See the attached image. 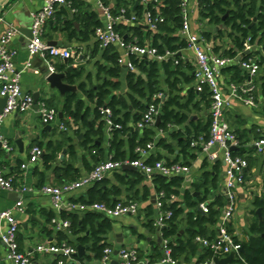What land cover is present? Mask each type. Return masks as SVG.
Instances as JSON below:
<instances>
[{"label":"crops","instance_id":"0c3cea01","mask_svg":"<svg viewBox=\"0 0 264 264\" xmlns=\"http://www.w3.org/2000/svg\"><path fill=\"white\" fill-rule=\"evenodd\" d=\"M45 0H10L8 4L0 7V37L5 34L9 27H14L19 30V34L13 39L11 43V49L17 52L15 57V66L17 71L21 74V85L25 92L32 94H39V103H51L53 107H50L57 111L58 120L52 125H45L39 114V108H35L26 114L14 113L9 115L3 124V135L12 147V152H6L0 149V167L6 172L8 177H11L15 181L17 190L23 188L29 190L25 193L7 192L0 189V211L12 209L17 204H22L24 207V213H16V219L19 222V234L18 241L20 249L24 253H33V264H59L62 260L64 264H99V261L95 254L91 251V244L81 245L77 242V236L71 231H58L54 224V219H64L63 213L77 214L83 216L86 213H95L92 211H63L58 213L54 210L52 200L49 196L42 193V189L50 186H62L68 183L67 177L56 173L58 169H64L66 166H73L78 170L80 178L87 176L91 173L99 162L113 158L111 154V141L114 134L111 133L107 126L105 127L104 140L101 143V153L99 156H95L96 152H90L88 148L82 146L84 134L86 132L84 126L81 123H77L72 116H68L64 113V105L66 101V95L69 93L76 94L78 98L84 101L86 107L93 109V104L88 98L87 94L83 92L79 86L84 84L86 90L98 86L105 75H100V68L110 67L105 60L107 50L101 47L100 43L95 39V28L93 35L89 38H84L82 31L87 30L90 26L85 23L88 19V15L95 14L97 19L104 26L107 23V18L101 7H109L111 11L115 7V0H68V2L62 6L56 13L52 21L45 27L43 32V40L48 44H53L55 48H68L74 52V58L71 60H64L61 58H53L50 56L39 57L40 61L32 63L33 57L28 52V45L23 37V32L29 33L33 24L34 15L41 10ZM158 5H162V0H155ZM77 5L82 11V18L80 22L74 23L72 27H69L68 22L74 19V15L77 9L74 6ZM113 13V12H112ZM189 18L191 30L193 33L203 36L205 39L204 44L211 46L214 50L217 47H232V42L225 34V38H219V30H224L223 26L216 27L211 25L207 19L201 16L200 0H191L189 8ZM226 17L223 18L225 20ZM84 20V21H83ZM133 25V24H132ZM135 25V24H134ZM143 29L144 44L152 46L153 37L156 32L147 28L144 19L140 20L137 24ZM101 26V27H102ZM149 32L151 34H149ZM181 39L185 40L179 31ZM205 34L211 35V39L205 38ZM130 40H137L138 37L134 34H130ZM127 38V36H126ZM116 51L118 57H124L125 52L118 46L110 47ZM255 52L264 54V49L260 45L254 46ZM176 53V52H175ZM118 58V60H119ZM175 59H177L182 65L181 75L173 76L171 81H177V87L179 92H176L183 102L188 100L189 92H195L196 96L191 105L193 108L196 103H200V111L192 110L188 113L189 121L183 125L171 124L168 126V131H164L157 127L156 124L147 128L155 133L153 136V143L155 148L151 151L148 158V162L162 161L166 164H179L186 166L190 169L189 173L183 174L179 177L182 179L180 188H178L179 195H172L170 199L166 200L168 204H178V209L183 212L177 218L176 224L178 225L179 234L175 238H164L163 229L168 226L160 228L157 226L158 216L160 211L156 204V196L160 193L157 192L154 180H150L145 177L141 172L136 170L135 172H117L110 175L101 184V188L108 192V197L114 202H135L139 205V211L136 215H129L118 219H112V230L105 238L109 247L115 251L122 250H136L138 253H142L141 262H149L155 249H158L161 253V257L155 264H160L164 258L165 246L171 248V245L176 247L180 245L182 240L184 243L190 239V232L193 228L190 225V218L193 217L196 220L198 213L201 215H207L201 209L202 204H206L210 209L217 200L222 201V206H214L213 209L219 211L218 222L216 225H205V236L199 235L197 238L214 240L220 236V229L222 223L225 220V215L229 206L227 200V188H226V166L222 159L215 162H210L198 148L191 147V142L198 139L201 134L196 136L195 126L202 124H208L210 120V107L206 108V101L203 100V93L196 91V81L194 78L195 69V54L188 47L182 49L176 53ZM136 71L130 72L127 68L121 67L120 89L113 93L118 98H123L130 105V112L132 114L131 120L128 124L132 130L128 133V137H131L134 131H138L140 136H143L145 130L136 129L137 122L135 116L142 115L146 112H141L139 109L134 108L129 103L130 87H129V75L136 73L142 79H148V72L141 69V66L146 62L144 68L149 69V63L156 62L159 64V86L161 91L153 97V101L160 103L161 111L165 102L171 97L169 85L167 83L168 76L164 69V65H169L171 62L172 70H175V65L172 59L168 61H158L155 59H143L136 61ZM66 66L73 67L74 69H80L83 71L81 81L77 85H69L75 87V91L61 93L57 89H53L47 82L43 71L49 68L54 72L63 73L59 70L60 67ZM264 70V66L262 68ZM262 70L259 73L256 93V106H245L241 101L234 100L231 108L228 110L226 119L231 125L243 144L242 156L252 161L251 168L246 171L245 183L242 186L237 187L236 194V208L233 216L228 220L227 229L231 227L234 231L233 237L237 238L241 243L247 242L250 236V228L259 218L257 211L262 208L258 207L257 200L264 201V155L260 154L256 147L253 145L256 141L264 138V74ZM53 72V73H54ZM187 78H190L187 81ZM231 80V76L228 73H224L223 81H221L222 88L226 89V85ZM226 84V85H225ZM158 94L164 95L163 100H156ZM206 96V95H205ZM146 102V100H142ZM211 101V99H210ZM3 103V99L0 97V106ZM49 103V104H50ZM151 103V104H152ZM150 104V105H151ZM146 105V104H144ZM49 107V105L47 104ZM211 106V105H210ZM149 106L147 105V108ZM147 110V109H146ZM62 113L63 117L60 119L59 114ZM94 119V112L91 113L89 120ZM105 122V120L102 118ZM157 123V122H156ZM106 124V123H105ZM194 124V125H193ZM65 125L68 130L62 131L61 126ZM190 128V129H188ZM66 135L68 139H72L71 145L74 146L76 156L73 157L65 148L59 155L57 163L53 165L51 169L47 168L43 157L36 164H30L31 151L39 147L43 149L44 154L46 147L50 142L54 144L59 143L63 136ZM190 140V147L188 152L184 153L181 143ZM23 142V151H20L17 141ZM128 139L126 138V146L124 150L130 155V148L128 145ZM137 147H144L139 144ZM136 147V148H137ZM236 151H239L236 150ZM65 152V155H63ZM137 155V154H136ZM44 156V155H43ZM131 159V158H127ZM154 163V162H153ZM23 165H28L26 169H23ZM209 174L208 186L203 187L205 183L204 175ZM142 179L138 182L139 179ZM217 179V187L212 186V181ZM63 181V183H61ZM128 183V184H127ZM132 184L134 187H131ZM207 187V188H206ZM92 188V187H91ZM84 189L66 198L68 202L82 205H90L92 203H81V198L88 199L89 190ZM207 189L209 194H207ZM120 191V193H117ZM146 191L149 193V199L145 200ZM186 193H189L193 202H198L200 199L206 200L200 203L199 207H188L186 201ZM155 197V200L153 199ZM96 203V202H95ZM253 206L255 213V221H247L246 209ZM52 213L53 217L49 221L48 215ZM98 214V213H97ZM67 220V219H64ZM154 223L155 232H152L149 228V224ZM7 224L0 222V264H13L8 260V250L2 242L1 236L6 231ZM197 238L194 240L196 245L195 253H191L189 250L183 254H179L178 264H205L201 263V256L206 250L199 242ZM68 245L73 248L79 246L85 247V252L82 257L79 254L73 259L62 258L58 255L49 253L37 252V248L41 246H61ZM76 245V246H75ZM172 250V248H171ZM241 255V254H240ZM190 258H189V257ZM239 255H236V258ZM120 256L113 255L112 264L120 263ZM209 262V261H208ZM207 263V262H206ZM151 264V263H150Z\"/></svg>","mask_w":264,"mask_h":264},{"label":"built area","instance_id":"2783aa9c","mask_svg":"<svg viewBox=\"0 0 264 264\" xmlns=\"http://www.w3.org/2000/svg\"><path fill=\"white\" fill-rule=\"evenodd\" d=\"M150 0H142L143 5H148ZM68 0H45L44 5L39 12L33 17L31 27L32 37L28 45V52L31 57H46L61 58L71 60L74 58V52L68 48H55L50 46L43 40V32L45 27L53 20L57 11L64 6ZM191 0H181L182 20L183 25L181 34L188 44V48L195 54V69L194 78L196 81V91L198 93H209L211 99L210 106V129L209 137L201 136L191 142V147L200 149V152L210 161L215 162L222 159L226 166V188L227 200L229 203L225 220L220 229V236L214 240L197 238L203 247L211 250L215 255H221L222 258L228 257L231 253L239 255L242 245L236 243L233 236L228 233L227 222L233 216L236 208L237 187L245 183V174L248 170V160L239 155H234L233 149L243 148L239 137L232 129L226 119L228 110L231 108L234 100L241 101L245 106H256V93L259 73L263 66L261 58L264 54L254 56L244 60L245 53L254 52V45L248 40L244 47V51L239 53L238 58L230 59L224 57L222 51L219 53L209 45L204 44L203 36L193 33L190 25L189 8ZM107 23L98 27L95 30V39L100 43L101 47L107 49L118 46L125 52V56L119 58L118 64L127 68L130 72L136 71L135 61L143 59H155L158 61H168L172 59L175 65L180 62L175 59L176 53L166 51L161 54L157 48L150 45H141L137 40L128 41L127 38L117 30L118 24L132 25L139 19L135 14H129L126 9H121L117 15H114L109 7L101 5ZM144 21L148 29L153 32L158 31L160 24L164 23L165 19L161 15H154L152 12H146ZM19 34V30L14 27H9L8 30L0 37V97L6 100V106L0 113V145L1 149L6 152H12V147L5 139L2 129L6 118L14 113L26 114L31 112L35 106L34 96L23 90L21 85V74L15 66V57L17 52L11 49V43ZM238 64L245 78L242 83L236 84L228 82L226 89L222 88L224 70ZM53 69L52 72L53 73ZM156 100H163L164 95L158 94ZM39 114L45 125H52L58 120L56 110L47 106L46 103H39ZM100 114L105 120L108 130L112 133L115 130L122 129V125L116 124L113 120V112L110 108L104 107L100 109ZM161 114L160 103L154 102L147 108L142 115V119L137 124L136 129L145 130L153 127L157 118ZM62 131H67L68 128L61 126ZM260 154L264 155V138L259 139L253 144ZM155 148V143L150 142L144 147H137L135 153L139 156L138 159H126L122 161L113 160V158L101 161L95 165L93 171L87 176L77 179L73 182H68L62 186H50L42 189V193L49 196L52 200L53 208L56 212L63 211H92L98 213L110 220L121 217L136 215L139 211V205L135 202H118L115 205H107L105 203H92L90 205L75 204L68 202L67 197L77 193L78 191L91 188L98 183L103 182L110 175L122 172L125 166L136 168L145 177L154 180L157 177L173 179L183 174L189 173L190 169L179 164H166L162 161L154 163L148 162L151 151ZM44 155L43 149L36 147L31 151L30 164L38 163ZM28 165H23L26 169ZM0 189L7 192L25 193L29 190L23 188L17 190L13 178L8 177L6 172L0 167ZM165 193L161 192L156 196V204L160 211L157 220V226L163 228L173 218V211L165 209ZM201 209L205 214L209 213V208L206 204H202ZM16 213H24L22 204H17L15 208L0 211V222L7 224L6 231L2 234L1 239L8 250V260L13 264H33V253H24L20 249L18 234L19 222L16 219ZM53 224L58 231H71V222L69 220L54 219ZM37 252L49 253L58 255L61 259H73L78 255L77 248L68 245L61 246H41L37 248ZM114 252L111 248L104 251L103 257L99 264H112ZM139 253L136 250H122L119 253V264H150V262L142 263L138 259ZM218 258V257H217ZM59 264H64L61 260ZM160 264H178L174 260L172 250L168 245L165 246L164 258ZM205 264H214L211 260Z\"/></svg>","mask_w":264,"mask_h":264},{"label":"trees","instance_id":"16d2710c","mask_svg":"<svg viewBox=\"0 0 264 264\" xmlns=\"http://www.w3.org/2000/svg\"><path fill=\"white\" fill-rule=\"evenodd\" d=\"M160 1V0H159ZM163 4L158 5L155 0H150L148 5H143L142 0H115V7L112 10L114 15H117L121 9H126L129 14H135L138 17V21L135 25H124L118 24L117 30L127 36V40L130 41V34L138 37L139 43L144 44V32L143 28L140 25H137L140 20L144 19L146 12H152L154 15H161L164 17V23L160 24L158 27L159 33L154 35L152 46L157 48L158 51L163 54L166 51L178 53L182 49L188 47V44L185 40L181 39L179 36V31L182 28V9H181V0H162ZM201 7V16L204 19H207L209 23L215 25L216 27L223 26L224 30H219V38L224 39L225 34L229 37L232 42L231 48L217 47L215 49L216 53L222 51L224 57L230 59H237L239 53L243 52L245 43L250 40L251 45H260L264 49V0H200ZM77 9L74 19L68 22L69 27H72L74 23L80 22L82 18V11L78 8L77 5L74 6ZM225 20H223V18ZM84 21V20H83ZM86 26L90 24L89 28L82 31L84 38H89L90 35H93L94 29L101 27V22L97 19L95 14L88 15V19L85 20ZM149 34H151L149 32ZM211 39V35L205 34V38ZM105 55L106 62L110 67H101L100 75L104 74L105 77L102 79V82L91 89L90 91L86 90V86L81 84L79 88L85 92L90 99V101L95 104V107L91 109L86 107L84 101L80 100L76 94L69 93L66 95V101L64 105V113L68 116H72L77 123H81L86 132L84 134L82 146L88 148L90 152H96V157L101 153V143L104 140V133L106 124L102 120L100 114V109L108 107L113 112V120L116 124L122 125V129L115 130L113 132L114 137L111 141V154L113 155V160L122 161L127 158L131 160L138 159L139 156L136 155L135 149L137 146L142 145L146 146L148 143L153 141V136L155 135L150 129H145L143 136H140L138 131H134L131 137H128V133H131L132 130L129 128L128 124L131 120L132 114L130 112V105L123 98H118L113 95L114 92L120 89V83L118 79L120 78L121 67L118 66V54L112 48H108ZM260 52H252L250 54H244V60L252 58L254 56H259ZM135 64L137 62L135 61ZM144 62L141 66V69L148 72V79L144 80L142 77H139L136 73L129 75V87L131 94L129 95V103L136 109H139L141 112H145L147 105L149 106L155 94L161 91L159 86V64L156 62L149 63V69L144 68L146 66ZM262 66H264V58H261ZM172 63L169 65H164L166 75L168 76V85L171 92L170 99L164 103L160 118L161 123L159 128L164 131H168V126L171 124L183 125L189 121L188 113L192 110L200 111V103H196L192 108L191 105L195 99V92L190 91L188 100L183 102L176 92H179L177 87V81H171L173 76L181 75L180 71L182 70V65L175 67V70H172ZM60 71L65 72L67 70L66 66L59 68ZM224 73H228L231 76L230 82L236 84L242 83L244 81L243 73L238 64L224 70ZM83 76V71L80 69H73L70 74L67 75L65 82L69 85H77L81 81ZM190 78H187L189 81ZM206 95V96H205ZM203 100L206 101V108L210 107V95L208 92L202 94ZM142 100H146L143 102ZM50 103V102H49ZM49 107H53L51 103ZM146 104V105H144ZM94 112V119L89 120L91 113ZM137 122L141 120L140 114L135 116ZM211 119L208 124L202 125L199 124L195 126L196 136L205 135L209 137ZM194 125V124H193ZM190 129V128H188ZM128 139V145L130 148V155L124 150L126 146L125 139ZM190 140L182 142L181 146L183 152L187 153L188 148L190 147ZM72 139H68L66 135L63 136L62 140L54 144L50 142L47 147L43 160L47 168L51 169L59 158L60 153L67 148L71 156L75 157L76 152L73 145H71ZM235 151L234 155H239L241 157V152ZM155 161L150 160V163ZM249 169L251 168L252 161L249 160ZM56 173L62 175V177H67L69 182L76 181L80 178L78 170L74 167L66 166L64 169L56 170ZM205 183L202 184L203 187L208 186L209 174L204 175ZM142 179L140 178L138 182ZM217 179L212 181V186L217 187ZM105 181L96 184L93 186L88 193V199L81 198L79 202L81 203H105L107 205H115L117 202H114L111 198L108 197V192H105L101 188V184ZM63 183V181L61 182ZM182 179L173 178L167 179L164 177H157L154 179V184L158 193L164 192L165 197V209L173 211V218L168 222V226L163 229L164 238L170 239L178 237L179 229L176 224L177 218L183 212V210L178 209V204H168L166 200L170 199L172 195H179L178 188H180ZM128 184V183H127ZM131 187H134L132 184ZM207 188V187H206ZM207 194L209 190L207 189ZM120 193V191H117ZM149 199V193L146 191L145 200ZM205 199H200L198 202H193V198L189 193H186V201L188 207L197 208L200 203H203ZM222 206V201L217 200L212 206H210L209 213L207 215H201L198 213L196 220L193 217L190 218V225L193 230L190 232V239L188 242L184 243L180 241L179 246L171 245L172 255L175 260H178L179 254L188 252L195 253L196 245L194 240L199 236H205L204 227L205 225H216L218 222L219 211L213 209L214 206ZM258 207L262 208V219L257 220L252 224L250 228V236L247 242L241 243L237 238L233 237L236 243L241 244L244 247V253L238 256L232 264H264V201L257 200ZM49 221H51L53 215L50 213L48 215ZM64 219H67L71 222V232L77 236V242L81 245L91 244V251L95 254V257L100 260L105 249L109 247L106 242L105 236L109 234L112 230V222L110 219L105 218L104 216L97 213H86L83 216L77 214H68L63 213ZM149 228L152 232H155L154 223L149 224ZM228 233L233 236L234 231L231 227H228ZM76 246V245H75ZM161 257V253L158 249H155L153 256L150 259L151 264H155ZM189 257V256H188ZM222 258L221 255H215L211 250H204V253L201 256V263H206L208 261L214 260L215 258ZM142 253L138 255V259L141 261ZM190 258V257H189Z\"/></svg>","mask_w":264,"mask_h":264},{"label":"water","instance_id":"95a60500","mask_svg":"<svg viewBox=\"0 0 264 264\" xmlns=\"http://www.w3.org/2000/svg\"><path fill=\"white\" fill-rule=\"evenodd\" d=\"M9 1L10 0H0V7L8 4ZM22 34H23V37H24L25 41L27 42V45H29L30 39L32 37V31L29 30V33L23 32ZM49 45L52 46L51 44H49ZM37 60L40 61L39 57H33V60H32V63L31 64H34L35 61H37ZM73 69H74L73 67H69L63 73H57V72L51 73L50 70H49V68H46L43 71V74L46 77V82L53 89H57L61 93L66 94L67 92H73V91H75V87H71V86L65 84V79H66L67 75L70 74ZM34 99H35V106L34 107L37 109V108H39V100H40L39 94H35L34 95ZM5 106H6V100L3 99V103L0 106V113L3 112ZM59 117H60V119H62L63 114L60 113L59 114ZM160 123H161V118L158 117L157 118L156 126L158 127L160 125ZM17 145H18L20 151H23V142L21 140H18L17 141ZM0 149H1V145H0ZM236 150L237 149H233V151H236ZM63 155H65V152H63ZM123 171H126V172H135L136 171V168L131 167V166H125L123 168ZM153 199L155 200V197ZM257 215L259 216L260 219L262 218V211H261V209H259L257 211ZM244 251H245L244 250V247H242V249L239 251V254H243ZM84 252H85V247L79 246L78 247V254H79L80 257H82L84 255ZM119 253H120V251H115L114 252V255L115 256H119ZM235 259H236V254L235 253H231L228 257H225V258H215L214 259V264H232L235 261ZM115 264H118V263H115Z\"/></svg>","mask_w":264,"mask_h":264},{"label":"rangeland","instance_id":"374dc122","mask_svg":"<svg viewBox=\"0 0 264 264\" xmlns=\"http://www.w3.org/2000/svg\"><path fill=\"white\" fill-rule=\"evenodd\" d=\"M261 73L264 74V70H262ZM246 219H247V221H248V219H249V221H252V220H253V222L255 221V213H254L253 206H250V207H248V209H246Z\"/></svg>","mask_w":264,"mask_h":264}]
</instances>
